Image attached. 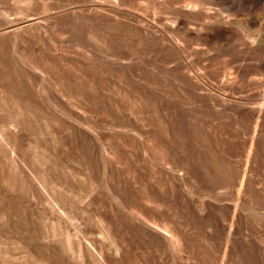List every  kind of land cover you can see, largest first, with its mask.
I'll list each match as a JSON object with an SVG mask.
<instances>
[{
	"label": "rangeland",
	"instance_id": "rangeland-1",
	"mask_svg": "<svg viewBox=\"0 0 264 264\" xmlns=\"http://www.w3.org/2000/svg\"><path fill=\"white\" fill-rule=\"evenodd\" d=\"M0 264H264V0H0Z\"/></svg>",
	"mask_w": 264,
	"mask_h": 264
}]
</instances>
